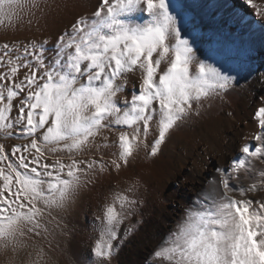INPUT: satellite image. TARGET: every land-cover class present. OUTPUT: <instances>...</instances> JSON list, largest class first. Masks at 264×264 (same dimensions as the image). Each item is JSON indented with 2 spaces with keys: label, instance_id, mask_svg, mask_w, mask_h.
<instances>
[{
  "label": "snow or ice",
  "instance_id": "1",
  "mask_svg": "<svg viewBox=\"0 0 264 264\" xmlns=\"http://www.w3.org/2000/svg\"><path fill=\"white\" fill-rule=\"evenodd\" d=\"M243 2L262 14L254 0ZM49 7L48 0H0V27L31 25ZM186 10L180 0H100L91 16L58 36L50 57L47 40L0 45L3 264H51L41 241L56 230L67 235L54 212L67 213L97 175L119 171L141 148L155 157L173 129L239 84L212 57L197 61ZM129 74L138 82L122 95ZM255 119L257 143H245L228 168L215 169L218 181L194 200L198 207L185 209L151 264H264V199L256 198L264 193V168L253 163L264 164V106ZM13 139L21 143L10 146ZM112 146L117 152L105 160L101 149ZM50 154L56 158L45 162ZM136 204L118 194L105 205L87 264H112L125 210Z\"/></svg>",
  "mask_w": 264,
  "mask_h": 264
},
{
  "label": "rangeland",
  "instance_id": "2",
  "mask_svg": "<svg viewBox=\"0 0 264 264\" xmlns=\"http://www.w3.org/2000/svg\"><path fill=\"white\" fill-rule=\"evenodd\" d=\"M261 1L264 2V0ZM99 2L100 0H48L51 7L47 8L43 15L37 12L38 22L33 20L31 25L24 23L15 30L0 27V45L4 42L11 44L13 42L28 43L29 41L42 42L47 40L50 57L53 51L52 46L58 36L65 30H69L71 24L80 16H91ZM180 2L187 6L185 19L188 22L190 42L195 40V34H197L192 24L196 26L200 23L202 25L205 24L206 27L213 26L215 30L223 31L225 36L230 38L231 47L241 48L239 44L241 39L240 24L233 20L230 22L228 16L218 10V4H214L216 3L214 0H212L213 3L211 0H180ZM241 4L243 5V3ZM179 26L183 28L184 23L181 22ZM206 50L208 49L206 48ZM137 82L138 77L129 74L128 85L122 95H128L133 84ZM230 96L231 94L228 93L225 98H232ZM233 128H235V124L229 130ZM229 130L223 131L228 133ZM219 132V130L212 132L211 126L210 128H205L198 124L197 126L190 125L184 141L177 146H173V148L177 149H166L164 146L165 142L161 146L159 153L152 157L146 154L145 149L141 148L138 153L130 158L129 164L127 166L122 165L119 171L110 169L103 174L97 175L92 183L82 189L78 199L67 213H53L56 219L60 221L61 226L65 228L67 235H61L60 231L56 230L54 236H49L46 240L41 241L45 251L51 257V264H87V258H90L91 249L97 239L96 236L99 235L97 231H94V228L98 227L103 219L105 205L113 203L114 197L118 194H123L129 199L137 201L133 209L125 210L126 218L120 225L118 234L124 237L123 244L136 234L137 228L142 223H157L158 225L178 223L184 216L185 209L192 206L194 202L193 200H188L189 196L191 197L194 194V191L188 189V197L183 198V202L178 204L174 211H171L170 208L174 207L173 203H176L177 198L181 196L178 189H182L184 188L183 186L190 183L188 178L194 180L191 173L197 169V166L203 164V161H201L202 156L197 154V151L201 150L202 139L206 138L209 143L213 142L218 138L217 134ZM236 134L237 138L241 137L239 152H235L233 155L226 154L224 161H222L223 168H228L231 160L241 154L240 149L245 143H256L252 139L254 134L245 135L241 130H238ZM115 136V132L109 135V142ZM152 139L153 137L150 136L148 150H150ZM0 142L4 141L0 140ZM227 142L228 138L225 140V143ZM17 143H21V141L15 139L8 141L10 146ZM187 146L190 148V152L185 151V149H188L186 148ZM101 151L105 153V160H110L114 158L112 153L117 152V148L112 146L101 149ZM179 153H182V156H179ZM184 156L185 158L183 159ZM196 156H198L197 164L195 167L191 166L192 171H190L188 162ZM55 158V154H50L49 159L45 162H51ZM209 166L210 163L206 164L202 168L203 172H207L206 174L214 172L216 178L214 181H218L219 174L216 173L215 169L219 165L213 163L211 169H209ZM255 167L260 169L257 165ZM134 183L138 185L136 191H129ZM209 186L208 182L201 181L198 187H203L204 190L202 192L205 194L208 192ZM115 206L117 211H120L118 202ZM129 226H135L134 230L124 236V231ZM120 251L118 249L114 258L120 260L118 255ZM114 258L113 261L115 260ZM128 259L130 260V257H126L127 261ZM144 259L145 257H142L141 261ZM3 260L4 257L0 256V264H3ZM112 264L114 263L112 262Z\"/></svg>",
  "mask_w": 264,
  "mask_h": 264
},
{
  "label": "bare ground",
  "instance_id": "3",
  "mask_svg": "<svg viewBox=\"0 0 264 264\" xmlns=\"http://www.w3.org/2000/svg\"><path fill=\"white\" fill-rule=\"evenodd\" d=\"M214 1L216 2L214 4H218V10L226 14L230 22L233 20L240 24L241 39L239 44L241 48L231 47L230 38L225 36L223 31L215 30L213 26L206 27L205 24L200 23L194 26L192 24L195 33H197L193 45L196 58L199 61L212 57L210 62H214L223 71L236 75L239 84L229 92L232 98H225L223 101L216 98L205 102L199 116L193 114L173 129L166 138L165 142L167 144L165 143L164 146L166 149L172 150L177 149L173 146H177L184 141L190 125L197 126L198 124L205 128L211 126L212 132L220 131L217 134L218 138L213 142L209 143L206 138L202 139L201 150L197 151V154L202 156L201 161H203V164L197 166V169L191 173L194 180L188 178L190 183L183 186L184 188L178 189L181 196L177 198L176 203H173L174 207L170 206L171 211H174L178 204L183 202V198L188 197V189L194 191L193 196H189V201H194L197 197L202 198L204 194L202 190L204 189L198 187L201 181L208 182L210 185L208 188L211 189L213 181L216 180L214 172L206 174L207 172H203L202 168L209 163V169L212 168L213 163H217L218 167H222V161H224L226 154L233 155L235 152H239L241 137L237 138L236 132L241 130L245 135L250 136L258 131V121L255 119V113L258 108L264 106V99H262L264 98V81L261 79L264 76V29L261 27L264 24V2L254 0V3L262 12L261 15H257L256 9L247 6L243 0ZM233 124H235V128L229 130ZM223 130H229V132L226 133ZM226 138H228L227 143H225ZM253 141L255 142V140ZM183 146L181 147L183 148ZM185 151L190 152V148L185 149ZM178 155L182 156V153ZM206 155L208 156L205 158ZM183 159L181 158V160ZM197 159L198 156L193 157V160H189L190 171H192L190 167H195L197 164ZM253 163L260 169L264 168V164L255 161ZM248 183L250 181H243L244 186H247ZM256 198H264V193H257ZM192 206L194 208L198 207V205ZM176 225L177 223H163L162 225L142 223L137 228L136 234L131 236L124 244L122 243V248H119L121 250L118 252L120 260L114 258L115 260L112 262L114 264H151V254ZM126 257H130V260L127 261ZM142 257H145V259L141 261ZM20 259H24L23 253H21Z\"/></svg>",
  "mask_w": 264,
  "mask_h": 264
}]
</instances>
